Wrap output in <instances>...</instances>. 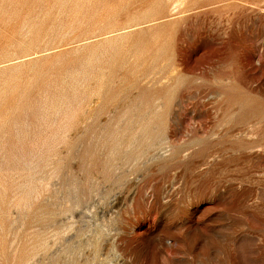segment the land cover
I'll return each mask as SVG.
<instances>
[{"label":"rangeland","instance_id":"374dc122","mask_svg":"<svg viewBox=\"0 0 264 264\" xmlns=\"http://www.w3.org/2000/svg\"><path fill=\"white\" fill-rule=\"evenodd\" d=\"M0 264H264V0H0Z\"/></svg>","mask_w":264,"mask_h":264}]
</instances>
